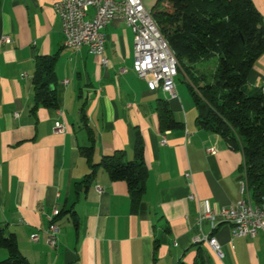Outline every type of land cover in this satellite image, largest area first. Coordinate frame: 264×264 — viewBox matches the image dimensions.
<instances>
[{"label":"crops","instance_id":"obj_1","mask_svg":"<svg viewBox=\"0 0 264 264\" xmlns=\"http://www.w3.org/2000/svg\"><path fill=\"white\" fill-rule=\"evenodd\" d=\"M59 1L0 0V226L15 234L29 264H194L199 251L202 264H264L263 231L237 238L222 218L197 224L201 204L214 210L243 198V154L199 128L183 89L176 85V99L149 90L133 69L134 34L123 19L104 30L107 65L88 47L66 48ZM142 1L152 10L158 0ZM252 1L264 26V0ZM5 37L10 43L1 42ZM55 55L59 107L33 112L37 58ZM248 83L264 94V54ZM159 100L169 103L182 128L160 129ZM83 115L95 139V163L116 152L131 160L136 139L143 140L148 179L139 205L126 182L112 181L101 168L90 188L77 192L90 172L80 152L91 144ZM54 209L63 212L57 248L45 234ZM201 232L216 237L223 258L194 243ZM35 233L38 242L31 240ZM7 257L0 248V262Z\"/></svg>","mask_w":264,"mask_h":264},{"label":"trees","instance_id":"obj_2","mask_svg":"<svg viewBox=\"0 0 264 264\" xmlns=\"http://www.w3.org/2000/svg\"><path fill=\"white\" fill-rule=\"evenodd\" d=\"M154 20L173 51L181 72L187 77L194 100L197 125L219 135L227 146L244 156L242 171L252 192L255 204L264 197V94L251 89L248 77L258 59L264 54L263 18L252 0H158L152 9ZM218 58L211 82L205 75L197 76V67ZM58 56H40L36 61L33 79L34 107H59L55 65ZM160 129L183 127L173 115L166 100L156 108ZM82 123L88 132L90 146L80 149L90 172L76 185V190H88L101 168L112 181L128 185L134 206L140 204L148 179L145 146L141 137L135 142L134 157L125 160L122 152L103 156L95 163V139L83 115ZM63 212L60 211V215ZM0 248L8 257L0 264H29L19 250L15 234L0 226ZM199 255L194 264H202ZM177 264H187L183 260Z\"/></svg>","mask_w":264,"mask_h":264},{"label":"built area","instance_id":"obj_3","mask_svg":"<svg viewBox=\"0 0 264 264\" xmlns=\"http://www.w3.org/2000/svg\"><path fill=\"white\" fill-rule=\"evenodd\" d=\"M91 9L94 15L90 17ZM59 14L64 34V46L72 51H79L82 47L101 57L102 64L107 65V39L105 28L116 19H123L134 34V64L133 69L139 78L146 81L149 90L161 91L177 98L176 79L179 76V64L161 34L153 17L152 10L147 8L142 0H61L55 4ZM2 43H10V39H1ZM67 83V82H66ZM19 115L16 114L15 117ZM59 131L63 125L57 123ZM163 145L167 144L164 138ZM216 154V149H208ZM191 177L190 173L186 174ZM243 198L230 207L210 209L201 204V211L197 224L202 226L204 221L216 222L222 218L232 226L233 237L254 238L259 231L264 232V197L260 204H255L249 193L248 183L244 178L241 182ZM102 193L101 188H98ZM195 200V195L190 197ZM59 209H54L47 216L48 228L45 230L47 244L57 248L60 240L61 228L57 222ZM31 240L38 242V233L32 234ZM195 244H208L219 258L224 257L222 247L216 237L201 232L195 239Z\"/></svg>","mask_w":264,"mask_h":264},{"label":"rangeland","instance_id":"obj_4","mask_svg":"<svg viewBox=\"0 0 264 264\" xmlns=\"http://www.w3.org/2000/svg\"><path fill=\"white\" fill-rule=\"evenodd\" d=\"M156 1H155V3H156ZM155 3L153 5H155ZM217 63H218V58L217 57H215V58H213V59H211L209 61L202 62L197 67L196 75L200 76L201 73H203L205 75L206 81L207 82H211L212 78H213V75H214V72H215L216 67H217ZM176 85L180 89H183L186 92V94L188 96V100L190 102V105L193 106L195 111L198 113V110L196 108L194 100H193V98H192V96L190 94V91H189L187 77L185 76V74L183 72H181L180 75L177 77ZM183 111L184 112L187 111V107L186 106H184V110Z\"/></svg>","mask_w":264,"mask_h":264},{"label":"bare ground","instance_id":"obj_5","mask_svg":"<svg viewBox=\"0 0 264 264\" xmlns=\"http://www.w3.org/2000/svg\"><path fill=\"white\" fill-rule=\"evenodd\" d=\"M173 98V96H171Z\"/></svg>","mask_w":264,"mask_h":264}]
</instances>
